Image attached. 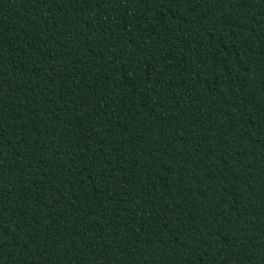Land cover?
I'll return each mask as SVG.
<instances>
[{
    "label": "trees",
    "instance_id": "trees-1",
    "mask_svg": "<svg viewBox=\"0 0 264 264\" xmlns=\"http://www.w3.org/2000/svg\"><path fill=\"white\" fill-rule=\"evenodd\" d=\"M0 264H264V0H0Z\"/></svg>",
    "mask_w": 264,
    "mask_h": 264
}]
</instances>
